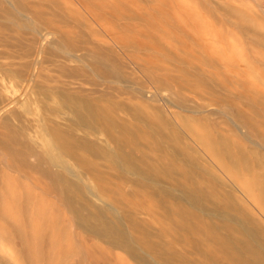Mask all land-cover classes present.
Segmentation results:
<instances>
[{
	"label": "rangeland",
	"instance_id": "rangeland-1",
	"mask_svg": "<svg viewBox=\"0 0 264 264\" xmlns=\"http://www.w3.org/2000/svg\"><path fill=\"white\" fill-rule=\"evenodd\" d=\"M259 231L264 0H0V264H264Z\"/></svg>",
	"mask_w": 264,
	"mask_h": 264
},
{
	"label": "bare ground",
	"instance_id": "bare-ground-1",
	"mask_svg": "<svg viewBox=\"0 0 264 264\" xmlns=\"http://www.w3.org/2000/svg\"><path fill=\"white\" fill-rule=\"evenodd\" d=\"M6 1V0H5ZM76 21V20H75ZM10 30V29H9ZM13 49V48H12ZM41 63V62H40ZM95 70V69H94ZM59 107V106H58ZM52 108V107H51ZM152 112V111H151ZM148 116V115H147ZM113 121V120H112ZM138 135V134H137ZM127 164H129L128 162H127ZM135 164H137V165H139L140 167H141V169H142V175L143 176H146V177H148L150 180H152V181H158V182H160V180L162 179V178H164V175H166V171L164 172V170H163V172H160L159 170H158V172H157V170H156V172H155V168H154V171H153V169H152V167L153 166H150L151 164H149V163H147L145 160H140V161H137V162H135ZM166 177V176H165ZM186 185H177V184H173V185H171V189L173 190V191H181L182 193H185V194H187L190 198H191V200L192 201H194V202H201V196L198 194V192L195 190V189H193V188H191L190 190H189V192L186 190ZM166 190V189H165ZM167 191V190H166ZM165 191V192H166ZM170 192H171V190H170ZM204 198V197H203ZM203 202V201H202ZM206 207H211L215 212H219L220 211V209H219V207L217 206V205H215V204H211V203H203ZM219 205V204H218ZM190 206V205H189ZM192 208V207H191ZM241 221V223L239 224H236L237 225V227L235 228V227H233L234 228V237H235V239H236V241L237 242H239V243H244V241H245V236H246V233H248V229H249V227L247 226V223L243 220V219H241L240 220ZM214 222V221H213ZM229 222V221H228ZM257 240L258 239H260V238H262V239H264V235H263V233L262 232H258L257 233ZM249 239H251V238H249ZM253 241V240H252ZM247 242V241H246ZM248 243V242H247ZM240 245V244H239ZM243 245V244H242ZM241 245V246H242ZM240 246V247H241ZM244 246V245H243ZM242 246V247H243ZM245 247V246H244ZM247 249H248V247H247ZM264 251V250H263ZM231 251H229V253H230ZM245 253V252H244ZM233 254H235V253H233ZM246 254V253H245ZM255 258H256V256H255ZM236 259H238V257L236 258ZM256 260V259H255ZM243 262H244V260H242ZM241 261V262H242ZM257 261V260H256ZM244 264V263H243Z\"/></svg>",
	"mask_w": 264,
	"mask_h": 264
}]
</instances>
